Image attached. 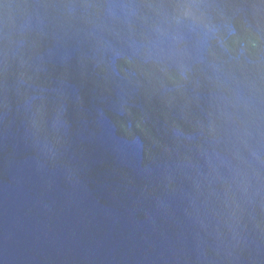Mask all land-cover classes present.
I'll use <instances>...</instances> for the list:
<instances>
[{"label": "water", "instance_id": "water-1", "mask_svg": "<svg viewBox=\"0 0 264 264\" xmlns=\"http://www.w3.org/2000/svg\"><path fill=\"white\" fill-rule=\"evenodd\" d=\"M0 264H264V0H0Z\"/></svg>", "mask_w": 264, "mask_h": 264}]
</instances>
